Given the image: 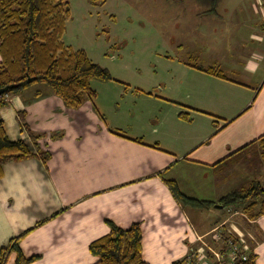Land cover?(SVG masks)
<instances>
[{"label":"crops","instance_id":"obj_1","mask_svg":"<svg viewBox=\"0 0 264 264\" xmlns=\"http://www.w3.org/2000/svg\"><path fill=\"white\" fill-rule=\"evenodd\" d=\"M172 1L159 0L169 24ZM194 1L202 8L196 15L203 17L204 35L194 22L179 28L182 38L194 30L188 58L181 56L183 85L195 93L182 100L188 117L178 113L186 132L163 134L161 120L152 129L146 122L113 121L91 102L67 107L43 83L7 95L0 110L7 133L36 154L4 165L0 247L20 237L22 252L34 257L28 264H95L90 243L110 231V220L123 228L140 223L145 261L172 264L208 248L221 225L264 264V213L215 206L235 189L264 184L255 141L264 133V0H221L215 12ZM185 44L177 43L181 50ZM211 67L224 76L205 71ZM32 133L41 135L37 142ZM39 149L51 153L47 161ZM169 181L185 196L214 205H184ZM226 208V217L212 212ZM16 257L10 253L5 264Z\"/></svg>","mask_w":264,"mask_h":264},{"label":"trees","instance_id":"obj_2","mask_svg":"<svg viewBox=\"0 0 264 264\" xmlns=\"http://www.w3.org/2000/svg\"><path fill=\"white\" fill-rule=\"evenodd\" d=\"M89 1L97 4L107 0ZM198 1L204 8L203 12H215L221 0ZM70 17L69 0H0V88L16 85L0 97V107L8 104L5 99L7 94L21 92L35 83H43L61 97L67 107L79 108L87 97L97 95V90L92 87L94 80L113 79L109 70L93 61L85 49H74L65 43L63 37ZM205 71L224 76L218 68L211 67ZM188 115L185 111L180 112L181 117ZM19 116L23 129H29L25 114L19 112ZM32 136L37 142L41 135L32 133ZM255 141L261 147L264 160V133ZM35 154L24 139H11L4 121L0 119V177L6 162ZM38 154L47 161L51 153L39 149ZM169 183L175 196L184 205H214L213 202L187 197L180 192L175 182ZM221 202L224 207L252 210L251 216L262 214L264 184L255 181L249 187L235 189L221 198ZM107 222L110 231L90 243L91 253L99 258L95 264H149L143 258L141 224L134 223L129 228H123L113 221ZM18 238L7 247H0V264H5L13 252L17 255L15 264H28L34 260V257H27L22 252ZM187 260L185 257L172 264H187ZM237 264H257L256 254L249 252L248 258L237 261Z\"/></svg>","mask_w":264,"mask_h":264},{"label":"rangeland","instance_id":"obj_3","mask_svg":"<svg viewBox=\"0 0 264 264\" xmlns=\"http://www.w3.org/2000/svg\"><path fill=\"white\" fill-rule=\"evenodd\" d=\"M69 2L71 17L63 40L74 49H85L93 61L109 70L113 78L110 81L94 80L92 87L97 90V95L87 97L85 103L97 105L100 113H106L105 116L113 121L133 120L138 126L146 122L152 129L156 121L161 120L163 129L161 127L160 132L163 134L186 132V123L177 118L186 108L182 100L195 93L183 85L186 67L181 63V56L188 58V42L194 40V30L182 38L179 28L194 22L197 25L194 29L199 28L200 34L204 35L203 17L196 15L202 8L194 0H174L169 4L172 15L169 24L166 22L170 19L168 12L160 10L159 0ZM192 4L195 5L193 11H184L185 6ZM179 40L186 43L183 50L177 45ZM259 112L263 113L262 110ZM255 114L259 115L257 111ZM212 212L226 217L229 209ZM213 242L210 248L216 250L223 245Z\"/></svg>","mask_w":264,"mask_h":264},{"label":"built area","instance_id":"obj_4","mask_svg":"<svg viewBox=\"0 0 264 264\" xmlns=\"http://www.w3.org/2000/svg\"><path fill=\"white\" fill-rule=\"evenodd\" d=\"M225 232L223 226L215 227L211 232L213 240L223 245L219 250L210 248V245L208 248L193 250L188 256L187 264H237L239 260H246V248L234 236L226 235Z\"/></svg>","mask_w":264,"mask_h":264},{"label":"water","instance_id":"obj_5","mask_svg":"<svg viewBox=\"0 0 264 264\" xmlns=\"http://www.w3.org/2000/svg\"><path fill=\"white\" fill-rule=\"evenodd\" d=\"M14 87H16V85H15V84H11V85H7V86H4V87L0 88V97H1L5 92H7L8 90H10V89H12V88H14ZM215 206H216V207H220V208H223V207H224L222 204H216Z\"/></svg>","mask_w":264,"mask_h":264}]
</instances>
